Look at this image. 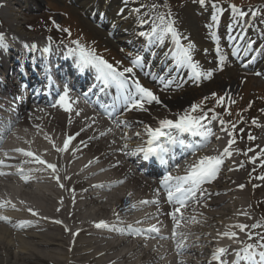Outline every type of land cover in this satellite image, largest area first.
Segmentation results:
<instances>
[{
  "label": "bare ground",
  "instance_id": "obj_1",
  "mask_svg": "<svg viewBox=\"0 0 264 264\" xmlns=\"http://www.w3.org/2000/svg\"><path fill=\"white\" fill-rule=\"evenodd\" d=\"M20 1L19 3L14 1V5L21 7L24 0ZM27 3L30 9L33 6L42 8L36 0H28ZM151 3V0H132L126 5L124 0H80L77 9L88 16H86L85 25L89 28L95 25V29L98 30H100L98 25L104 26V23L93 20L94 11H97V16L102 13L107 20L104 36L108 38L111 45L118 48L123 44L129 43L134 46L141 42L142 39L137 33L147 30L148 26L142 29L138 23L140 17L131 13L130 9L140 7L141 4L151 5ZM12 6L10 1L0 0V29L3 31L0 35L6 37L9 46L19 48L22 45L26 48L24 53H19L17 49L12 55L46 59V54L41 49L43 43L41 37L20 35L22 26L18 24L22 20L19 16L22 11L13 6V9L21 11L14 12L11 9ZM188 7L194 13L193 7ZM121 9H123L122 15L118 14ZM79 10L76 11L79 12ZM190 11L185 14L186 22L179 28L184 36L182 42L185 45L189 42L194 44L193 59L203 53V58L207 60L209 57L205 52L217 53L219 46H206L201 41V34L198 33L197 24L192 22L193 15ZM258 35L250 38L247 28L241 31L238 29L236 35L238 42L230 47L229 52H223L226 60L239 61L242 55L252 53L249 65L264 46L260 45L264 39L256 41ZM96 36H101V33ZM247 37L250 38L248 41ZM249 43H251L250 48ZM160 47L164 48L168 55H173L169 52L171 47L169 43L165 42ZM250 49L253 51H249ZM17 52L18 55H16ZM0 59L1 62L8 59L5 50H0ZM169 63L170 60L167 58L165 64H168V67ZM229 64L232 68L234 67L231 62ZM145 66L149 65L146 63L143 67ZM180 69L183 72L178 73L175 79H169L171 83L168 88L194 79L189 68ZM201 69L206 71L205 65ZM257 71L264 77V63L258 67ZM231 74H234V71ZM163 76L164 74L161 77ZM112 89V98L121 108L122 104L117 99L118 93L115 88ZM235 90L234 84L226 86L227 96L233 94ZM4 91L5 87L0 86V92L4 93ZM155 94H158L162 104H155L152 111L134 109L128 110L130 112L122 116L118 115L119 120L130 124L129 128L118 127L116 120L108 122L96 114L83 112L78 104L72 105L71 112H66L59 106H51L52 109L32 106L27 114L20 117L18 123L25 124V129L18 128L10 131L0 150L2 155L0 160L10 165H34L43 169V165L24 163L26 159L31 158L24 157L15 149L23 148L26 151H33L47 162L57 165L60 183L64 187L59 186L51 170L35 172L28 170L25 172L29 175L28 182L12 172L0 177V203L7 198L16 202L0 208V215L7 216L9 221L0 220V264H209L204 257L212 256L216 248L225 247L229 253L238 251L242 247L241 243L218 237L217 234L228 230L229 225L240 223L249 226L264 225V213L260 212V209L264 211V180L257 178L264 176V167L261 166L264 164V157H260L261 150L264 149V108H262L257 114L250 116L248 114L247 120L242 122L235 131L238 139L232 145V155L224 158L218 177L212 183L203 186L206 194L200 197L201 203L190 204L184 210L185 217L195 216L201 222L187 224L181 228V231L188 233L182 255L177 254L176 242L171 238L173 221L170 216L163 214L172 210V205H163L161 201L162 195L165 194L163 189L159 195L162 213L159 215V220L162 221L161 230L170 231L169 239H159L160 241L157 242L155 239L158 238L144 239L142 237L139 240L140 237L131 236L126 231L121 233L95 227L100 221L116 223L114 210L120 213V219L124 221V224L119 225L121 228H125L128 224L134 225L137 220H143L149 213L157 212L154 205L139 206L142 210H122L128 201L138 203L140 200L155 199L156 189L160 188V184L148 178L134 165L135 155L125 154L133 151L143 142L135 133L143 134L145 125L155 127L160 119L176 118L170 109L180 106L183 100L173 104L168 102L171 100L170 93ZM143 113L148 115L141 116ZM253 120L256 124L252 123ZM206 123L216 135L212 137L209 146L198 153L197 157L189 156L187 160L178 157L175 162L179 164V171H174V175H183L186 164L199 156L220 155L228 146L232 139V136L227 133L230 131L229 127L226 126L229 131H225L214 119ZM109 129L111 131H108ZM77 133L79 135H76ZM101 133L107 134L101 135ZM125 133L131 139L127 141L122 139ZM70 135L75 136V139L69 150L57 153L53 143L62 147L65 139ZM249 135L254 136L255 139L249 140ZM46 136L51 138V142L45 138ZM216 136L220 139H216ZM125 144H127L126 148ZM250 148L253 151L249 152ZM5 153H8L7 157ZM12 153L18 156L15 159L11 158ZM257 157L260 158L257 159ZM252 160H255V163H252ZM121 180L125 182L119 184ZM97 184L105 185L104 188H97L100 194L96 195L97 197L88 194L89 191H93L92 186ZM240 185L244 187L241 189ZM128 193H132V196L129 197ZM254 204L259 208H256ZM12 205H15V208ZM95 207L98 208L97 212L94 210ZM29 208L38 212V215H32L28 211ZM241 212H246L247 215H241ZM150 223H156V221H149L143 225L148 227ZM233 230L237 231L239 241L257 243V239L250 241L245 232ZM252 231L254 236L257 232L264 234V227ZM123 237L126 238L121 239ZM10 255L13 259L12 263L9 259Z\"/></svg>",
  "mask_w": 264,
  "mask_h": 264
},
{
  "label": "snow or ice",
  "instance_id": "obj_2",
  "mask_svg": "<svg viewBox=\"0 0 264 264\" xmlns=\"http://www.w3.org/2000/svg\"><path fill=\"white\" fill-rule=\"evenodd\" d=\"M196 2L202 6L211 3V6L217 10V13L224 11V9L220 8L217 4V0H196ZM124 3L127 5L129 0H124ZM158 7L159 5L153 3L151 5L141 4L140 7L130 9L131 13L140 17L138 23L142 29L146 25L148 26L147 30H141L137 33V35L139 37H143L146 45L150 47L163 46L165 42L169 43L171 45L169 52L170 54H173L172 59L177 68H189L196 81H199L202 77L210 79L213 72L211 70H202L201 66L197 62H194L192 55L194 44L189 42L185 45L182 42L184 36L177 28V21L173 17L171 11L168 10L164 14H160L156 11ZM229 9L233 16L237 18H243L248 15L247 11L238 7L236 4H229ZM118 14L122 15L123 9H121ZM216 39L218 43V37ZM230 39L233 38L230 37ZM73 43H75L76 47L74 49H70V55L77 57L78 70L90 68L95 69L96 79L99 81L97 87L102 89L115 88L118 93L117 99L125 109L147 111L148 109L145 107L146 105H151L153 103L157 105L162 104L160 97L149 88L142 85L139 78L136 76L135 69L144 66L143 58L141 56L137 55L134 59H132L130 67L118 68L98 56L94 50H90L87 47L82 46L79 41H74ZM7 47L8 44L6 37L4 35H0V50H4ZM248 47H251V43H249ZM44 51L47 52L49 49L46 48ZM217 53L219 67L222 70L226 61V56L221 53L219 47H217ZM257 75H259V73H257ZM162 82L164 83L165 88L171 83L170 80ZM70 91L71 89L66 85L62 95H60L59 99L52 104V107L59 106L64 111L71 112L73 110V103H78L79 101L71 100ZM89 91H92V88H89ZM213 96H215V94H213ZM234 102L235 101H232V103ZM224 103L225 97H220L217 101L218 106H223ZM112 109L113 111L106 110L109 118L116 120V125L118 127L129 128L130 124L128 122L121 121L114 115V112L117 110L115 102L112 105ZM198 112L200 113L199 115H197ZM209 120L210 118L203 112L201 105L193 104L183 110L182 113H178L175 119H160L155 127L145 125L143 134L141 132H136L135 135L137 137H141L143 142L136 149L125 154L139 155L144 161L157 162L165 169V171L160 174V188L156 189L155 199L140 200L138 203L128 201L125 208L122 210H142L139 206L154 205L157 208V212L149 213L143 220H137L134 225L128 224L125 228H121L119 225L124 224V221L120 219V213L115 212L114 210L116 223L110 224L106 221H100L96 223L95 227L99 229L120 231L121 233L126 231L131 236L143 237L144 239H169V237L161 235L160 224L162 221L159 220V215L162 214L160 212L159 195L161 189H163L166 193L167 203L172 205V210L163 214L170 216L173 221L174 228L171 238L176 242L175 248L177 250V254L182 255L185 250L184 245L187 242L188 233L181 231V228L187 224L201 222L195 216L185 217L184 210L190 204L201 203L200 197L206 194V190L203 186L205 184L212 183L218 177L224 163V158L232 155V145L236 143L233 133L225 128L224 130L229 131V135L232 136V139L220 155H201L197 159H194L191 163L186 164L183 175H174V171H179V164L175 162L178 157H183L185 160H187L189 156L197 157L198 153L203 152L211 143L212 137L216 134L213 132L211 127L208 126V123H206V121ZM220 123L223 125L225 122L221 120ZM252 123L256 124V121L253 120ZM13 126V122L9 121L3 126L4 131L10 133ZM231 127L232 129H235L234 124ZM108 131H111V129ZM106 134L107 133H101V135ZM76 135H79V133ZM144 137H146V139H144ZM45 138L49 139L51 142L50 137L46 136ZM3 139L4 137L0 136V141ZM74 139L75 136L70 135L65 139L62 147L57 146L54 143L53 147L57 153L67 152ZM122 139L127 141L131 139V137L125 133ZM216 139H220V137L216 136ZM248 139L254 140L255 137L249 135ZM85 146H87L86 143ZM124 147L126 148L127 144H125ZM177 149H179V153H177ZM15 151L24 157L31 158L26 159L24 163L44 166L43 169L36 168L35 171L51 170V174L53 178L56 179L59 186L61 188L64 187V185L60 183V176L58 174L59 169L55 163L47 162L42 159L41 156L30 150L26 151L23 148H16ZM248 151L251 152L253 149L250 148ZM246 154L247 153H245V155ZM4 155L7 157L8 153H5ZM260 157H264V149L261 150ZM260 157H257V159ZM96 162H99L98 159ZM251 162L255 163V160H252ZM91 163L92 162H90V164ZM261 166L264 167V164ZM8 167L14 166L6 164L4 160H0V169ZM9 174L10 173L8 172L0 170V177L7 176ZM17 174L25 182L29 181V175L25 173L23 167H19L17 169ZM257 178L264 180V176ZM124 182L125 181L121 180L118 183L123 184ZM92 187L104 188L105 185L97 184ZM243 187V185H240L241 189ZM128 196L131 197L132 193H128ZM8 204H11V201H4L3 203H0V208H3ZM12 207L15 208V205H12ZM28 211L34 216L38 215V212L31 208H29ZM240 214L245 216L247 215L246 212H241ZM0 220L9 222L8 217L3 215H0ZM153 220L156 221V223H150L148 227L138 226ZM56 223L61 222L56 221ZM20 227H23V225H20ZM261 227H264V225L253 224L249 226L247 224L240 223L229 225L228 230L217 234L220 239L227 238L242 244L241 249L233 253L235 256L233 264H264V234L257 232L254 236L252 231ZM233 229H238L239 232H245L250 241L257 239V243H243L239 241L238 233ZM227 253L228 249L225 247L216 248L212 256V261H214L215 264H228L227 260L224 259Z\"/></svg>",
  "mask_w": 264,
  "mask_h": 264
},
{
  "label": "rangeland",
  "instance_id": "obj_3",
  "mask_svg": "<svg viewBox=\"0 0 264 264\" xmlns=\"http://www.w3.org/2000/svg\"><path fill=\"white\" fill-rule=\"evenodd\" d=\"M43 3L42 8L39 11L38 8L33 10L23 11L22 14H19L22 20H20L19 26H22L21 33L26 36L33 37L38 36L42 38L52 37L55 42L69 46H75L74 41H79L82 46L87 45L93 48H97L102 51L106 57H112V60H116L119 63L130 64V57L134 59L135 54L131 53L130 56L122 54L121 50L117 51L111 49L109 45L106 44V39L102 35L97 37L95 34H98V31L93 28H89L85 25L86 15L82 12H77V5H72L70 0H40ZM72 1V0H71ZM76 3L79 0H74ZM137 1V0H136ZM152 3L159 5L156 9L160 14H164L166 11L170 10L173 14V17L177 21V28L179 29L186 22V13H189V7L195 5V13H190L193 15L192 22L196 21L198 26V33L202 35V41L206 46L207 40L205 36L209 37V34L213 36L214 30H208L206 24L213 25L212 20L214 14L210 9H207L211 6V3L207 5H200L196 0H151ZM67 6H66V5ZM217 4L223 8H229V4H236L238 7H241L248 12V15L245 16V20L250 22V29L253 34L255 30L259 29L261 35L264 36V0H217ZM69 5H72L70 9ZM148 5V4H147ZM199 6V8H197ZM46 7H49L50 10ZM201 8V9H200ZM38 9V10H37ZM56 11H54V10ZM199 12H198V11ZM254 11L256 16H251L250 11ZM204 11V14L202 13ZM24 23V24H23ZM58 26V27H57ZM78 29H81L83 32H77ZM67 30V31H65ZM99 33V34H100ZM205 35V36H204ZM220 45V51H224L223 47L226 48V45ZM126 48L133 49L132 46H127ZM211 52H205V54L210 56L209 58L218 59L217 55H210ZM202 55V56H201ZM198 56L194 61H197L198 64L207 65V71L211 70L213 75L210 79L204 78L197 85H192L186 87L185 90L180 91L179 93H171V100L169 103L175 104L178 100H183L180 106L170 109L173 112V115L182 113L183 110L187 109L190 105L200 104L203 112L214 110L217 116L225 118L226 121L230 122L232 125H235V129L230 128V131L234 133L238 130L239 125L242 122L247 120L252 114H257L262 108H264V78L261 75H257V64L254 63L252 66H244L246 61H243V64L233 63L234 67L232 68L230 64L225 61L223 69L219 67V63L211 62L209 59L205 60L203 53ZM264 61V60H263ZM234 71V74L231 72ZM234 84L236 90L230 96H227L226 86ZM171 92V91H170ZM215 94V96H213ZM220 97H225V103L223 106H218L217 101ZM230 97V99H229ZM207 98V99H205ZM232 101H235L232 103ZM230 113V114H229ZM200 113L198 112L197 115ZM237 137V133H236ZM251 146V145H250ZM252 148V146H251ZM259 205V204H258ZM254 206H256L254 204ZM256 208H259L256 206ZM260 212L264 213L262 209ZM10 262H13L12 256H9Z\"/></svg>",
  "mask_w": 264,
  "mask_h": 264
}]
</instances>
